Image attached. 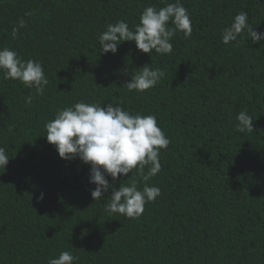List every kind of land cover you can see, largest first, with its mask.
Masks as SVG:
<instances>
[{
    "label": "trees",
    "instance_id": "16d2710c",
    "mask_svg": "<svg viewBox=\"0 0 264 264\" xmlns=\"http://www.w3.org/2000/svg\"><path fill=\"white\" fill-rule=\"evenodd\" d=\"M175 2L0 0V49L41 63L49 80L37 97L0 71V147L10 157L0 168V264H49L63 251L79 258L74 264H264V41L244 33L222 42L241 11L264 32V0H180L193 31L187 39L176 32L172 53L150 56L134 41L101 53L109 24L123 20L135 31L146 7ZM145 65L164 76L128 91ZM77 102L154 115L169 139L148 181L135 169L106 176L113 189L133 180L138 190L160 189L138 219L106 212L111 190L94 201L90 165L62 159L47 141L45 124ZM241 111L253 132L236 129Z\"/></svg>",
    "mask_w": 264,
    "mask_h": 264
},
{
    "label": "clouds",
    "instance_id": "9594fccd",
    "mask_svg": "<svg viewBox=\"0 0 264 264\" xmlns=\"http://www.w3.org/2000/svg\"><path fill=\"white\" fill-rule=\"evenodd\" d=\"M139 21L135 31L130 30L123 20L109 24L99 36L101 53L115 54L122 42L134 41L138 50L150 56L153 51L161 55L170 54L173 51L171 39L176 32H183L187 39L193 31L189 12L180 0L159 9L146 7ZM169 23L174 27H169ZM24 27L25 21L21 20L18 26L12 28V38H18L20 29ZM244 33L250 36L253 43L264 41V32L254 31L249 25L248 14L241 11L234 17L233 23L224 29L222 42L225 45L238 43ZM141 69L125 84L128 91L145 92L155 87L164 76L159 68L145 65ZM0 71L4 79L16 80L26 88L35 89L37 97L44 94L45 86L49 84L41 63L32 59L25 61L7 47L0 49ZM32 100L33 97L29 95L26 103L31 104ZM236 119V129L240 133L254 131L253 117L249 113L241 111ZM45 128L47 141L55 146L62 159L79 158L90 165V183L96 185L91 192L94 201L111 190V202L105 205V211L110 215L115 213L138 219L146 203L154 202L161 195L158 187L147 184L142 191L138 190L135 180L130 186L120 185L118 189H113L106 179V176H111L115 181L121 175H132L135 169V174L148 181L160 172V150L166 149L170 141L158 127L154 115H131L119 104L100 106L77 102L58 110ZM9 159L5 148L0 147V168L5 169ZM146 166H149L148 172L144 174ZM39 199H43V193ZM78 259L69 251H63L57 258L50 259L49 264H74Z\"/></svg>",
    "mask_w": 264,
    "mask_h": 264
}]
</instances>
